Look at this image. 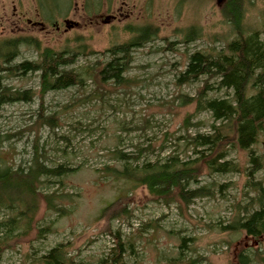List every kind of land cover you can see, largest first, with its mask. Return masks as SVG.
I'll list each match as a JSON object with an SVG mask.
<instances>
[{
    "label": "rangeland",
    "instance_id": "374dc122",
    "mask_svg": "<svg viewBox=\"0 0 264 264\" xmlns=\"http://www.w3.org/2000/svg\"><path fill=\"white\" fill-rule=\"evenodd\" d=\"M247 2L246 25L264 28V0ZM83 3L73 0L65 18L49 21L38 12L35 0H0V41L31 38L41 48L55 51L85 43L94 55L81 57L73 65L82 71L97 61H107V55L100 52L131 40L135 28L151 25L159 34L133 52L122 86L109 83L101 87L88 80L84 88L40 97L38 75L5 80L12 90L35 95L29 102L0 108L3 163L25 170L36 148L48 166L66 164L74 172L62 178L61 185L57 179L38 185L36 214L30 223H17L19 237L0 249V264H43L41 258L59 245L66 264H101L110 260L116 234L127 249L122 258L125 264H172L179 257L183 238L188 240L186 261L239 264L238 255L244 252L249 264H264V244L243 232L219 230L221 224H231L243 208L253 207L254 193L243 174H211L202 165L198 183L191 188H207L212 196L186 208L178 202L155 201L144 187L107 171L119 168L111 158L115 148L127 154L136 147L148 150L145 156L151 161L177 156L188 162L200 156L193 153L191 138L211 135L213 120L209 112L196 113L194 104L181 106L180 96L196 97L205 79L182 84L178 77L190 54H212L228 41V28L220 15L222 0H104L102 10L90 17L84 14ZM193 27L200 30L198 39L168 49L169 43L181 42ZM77 38L83 41L76 42ZM35 59L36 53L22 46L13 63ZM224 96L223 92L208 93V98ZM41 103L44 116L57 118L54 130L37 122ZM252 150L262 165L254 181L264 184V133ZM227 160L242 170L249 166L247 153L240 150H232ZM51 193L55 194L54 205L66 211L61 216L47 209L44 196ZM113 203L114 210L123 207L127 214L111 219L107 213L102 218L101 211ZM9 217L13 213L0 208V222Z\"/></svg>",
    "mask_w": 264,
    "mask_h": 264
},
{
    "label": "trees",
    "instance_id": "16d2710c",
    "mask_svg": "<svg viewBox=\"0 0 264 264\" xmlns=\"http://www.w3.org/2000/svg\"><path fill=\"white\" fill-rule=\"evenodd\" d=\"M73 0H35L38 12L47 20L54 21L65 18ZM104 0H84L83 12L86 16L98 14ZM182 3V2H180ZM247 0H222L220 15L228 28L223 49L212 54L197 51L187 57L186 66L180 72L178 82L182 84L196 83L204 78L203 86L196 97L182 98L181 106L194 104L196 113L209 112L213 120L211 135L197 134L191 138L190 146L193 153L200 156L188 162H181L177 156L163 161H151L146 158L148 150L136 147L131 154L115 148L111 158L118 169L110 170L117 178L144 187L155 201L169 205L178 202L188 207L197 199L212 196L204 187L191 188L198 183L199 170L202 165L211 174H243L250 181L249 186L254 193L251 198V209L243 208L237 218L229 225H220L221 232H243L257 243L264 244V184L254 181L255 175L261 171L260 158L254 156L252 147L258 143L264 133V28L254 29L246 25ZM135 36L128 42L115 45L100 52L107 55V61H97L82 71L75 70L73 65L81 57L94 55L85 43L75 48L55 51L41 48L36 39L14 38L0 41V108L16 102H29L35 93L31 91L12 90L5 84L8 78L28 74L38 75V94L43 97L49 92L65 91L70 88H84L86 81L95 80L101 87L109 83L122 86L126 83L125 74L132 63L135 50L157 39L159 29L144 25L132 30ZM201 36L200 30L190 28L181 42L169 43L168 49L178 44L188 45ZM77 38L76 42H82ZM22 46L30 47L36 53L33 61L14 64ZM214 81L213 84H210ZM223 92L222 98H208V93ZM43 104L37 111V122L51 130L58 127L57 118L53 115L44 116ZM202 149V150H198ZM240 150L248 155V168L241 169L227 160L232 150ZM34 148L30 165L25 170L20 166L13 168L4 164L0 158V208L13 213L8 221L0 222V249L4 244L18 238L15 228L19 221L30 223L37 211L38 185L52 183L57 179L60 185L62 178L74 172L66 164L50 167L45 158ZM246 171V172H245ZM41 179H44L41 182ZM224 188V187H223ZM222 189V188H220ZM47 209L59 216L66 213L57 208L53 201L55 194L44 196ZM116 203V202H115ZM110 204L101 211L103 218L111 213V219L127 214L125 208L114 210L116 204ZM115 247L111 250L110 260L101 264H125L122 260L127 249L119 234L114 235ZM188 240L181 239L179 257L172 264H197L201 260L186 261ZM62 245L52 249L41 258L43 264H66L61 249ZM249 256L241 252L239 264H249Z\"/></svg>",
    "mask_w": 264,
    "mask_h": 264
},
{
    "label": "water",
    "instance_id": "95a60500",
    "mask_svg": "<svg viewBox=\"0 0 264 264\" xmlns=\"http://www.w3.org/2000/svg\"><path fill=\"white\" fill-rule=\"evenodd\" d=\"M40 26H42V24H40Z\"/></svg>",
    "mask_w": 264,
    "mask_h": 264
},
{
    "label": "flooded vegetation",
    "instance_id": "af4514ba",
    "mask_svg": "<svg viewBox=\"0 0 264 264\" xmlns=\"http://www.w3.org/2000/svg\"><path fill=\"white\" fill-rule=\"evenodd\" d=\"M38 25H40V23Z\"/></svg>",
    "mask_w": 264,
    "mask_h": 264
}]
</instances>
